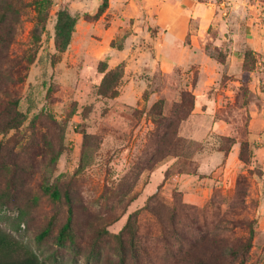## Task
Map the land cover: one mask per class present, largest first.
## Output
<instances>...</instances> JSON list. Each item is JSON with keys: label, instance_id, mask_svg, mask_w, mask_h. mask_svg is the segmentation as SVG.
Wrapping results in <instances>:
<instances>
[{"label": "rangeland", "instance_id": "rangeland-1", "mask_svg": "<svg viewBox=\"0 0 264 264\" xmlns=\"http://www.w3.org/2000/svg\"><path fill=\"white\" fill-rule=\"evenodd\" d=\"M52 3L40 22L27 13L12 47H33L34 62L15 79L0 73V230L41 264H264L263 171L240 174L246 198L237 181L203 204L179 191L181 176H198L219 143L180 134L192 78L158 76L135 103L118 100L123 68L100 81L73 60L57 69L68 50L56 46L59 13L91 17L80 0ZM68 199L72 230L62 244ZM231 219L242 222L233 227Z\"/></svg>", "mask_w": 264, "mask_h": 264}, {"label": "crops", "instance_id": "crops-1", "mask_svg": "<svg viewBox=\"0 0 264 264\" xmlns=\"http://www.w3.org/2000/svg\"><path fill=\"white\" fill-rule=\"evenodd\" d=\"M100 2L80 0L79 11L94 16ZM107 2L96 20L77 18L57 69L68 70L73 60L100 81L123 68L118 100L135 103L158 76L192 78L187 90L194 108L180 134L198 143L215 135L219 143L207 155L208 165L198 166V176H181L179 191L189 203H205L218 186L234 188L240 174L264 172V0ZM100 64L106 65L102 71ZM260 204L264 220V196Z\"/></svg>", "mask_w": 264, "mask_h": 264}, {"label": "trees", "instance_id": "trees-1", "mask_svg": "<svg viewBox=\"0 0 264 264\" xmlns=\"http://www.w3.org/2000/svg\"><path fill=\"white\" fill-rule=\"evenodd\" d=\"M52 4V0H0V73H9L13 76L12 78L15 79L16 75L19 76L21 72L25 71L34 62L35 55L33 47L20 54L12 51V47L17 43L18 29L23 22L22 19L27 13H29V11H34L37 21H39L41 16L48 14ZM107 6L108 2L102 4L97 14L94 16L88 15L91 18L87 20H96L106 10ZM75 25L76 19L70 16L69 13L66 11H61L59 13L56 46L61 52H65L69 46ZM246 56L248 63L254 62L252 53L248 52ZM107 76L105 78H107ZM10 93V91L5 93L8 99L11 96ZM190 96L193 102L188 117L191 115L194 108V96L191 92L182 94L183 104L187 102ZM185 118H187V116H185ZM185 118L183 117L180 121V127L182 122L185 121ZM245 146L246 145L243 147L246 150ZM241 159L249 163V158L247 156L242 155ZM237 185L238 190H236V194L238 198L242 195L246 198L248 187L247 177L245 175H239L237 178ZM47 190L50 191V189ZM52 194L56 197L55 192ZM214 194L215 193H213V195ZM213 195L210 200L214 198ZM228 212L232 213L237 218V213L234 210L229 209ZM72 222L73 205L71 200L68 199V220L61 230L59 236L60 243L64 244L65 238L69 237V233L72 230ZM229 222L235 227L242 221L240 219H231ZM0 264H41V262L34 253L26 250L14 240L12 236L0 230Z\"/></svg>", "mask_w": 264, "mask_h": 264}]
</instances>
